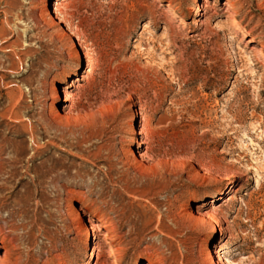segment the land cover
<instances>
[{
  "label": "rangeland",
  "instance_id": "rangeland-1",
  "mask_svg": "<svg viewBox=\"0 0 264 264\" xmlns=\"http://www.w3.org/2000/svg\"><path fill=\"white\" fill-rule=\"evenodd\" d=\"M52 1L0 0V264H264V0Z\"/></svg>",
  "mask_w": 264,
  "mask_h": 264
},
{
  "label": "bare ground",
  "instance_id": "bare-ground-1",
  "mask_svg": "<svg viewBox=\"0 0 264 264\" xmlns=\"http://www.w3.org/2000/svg\"><path fill=\"white\" fill-rule=\"evenodd\" d=\"M204 1H206V0H204ZM52 3H54L55 5H57V0H53L52 1ZM45 7L46 8H48L49 7V2L47 1L46 3H45ZM48 10V9H47ZM225 11H227V12H229L230 14H232V12H231V10L229 9V7L227 6V8L225 9ZM224 11V12H225ZM231 17H233V15L231 16ZM59 21V20H58ZM69 45V44H68ZM77 80V79H76ZM60 84L62 85L60 88H59V91H61V93H62V95H61V97L59 98L58 97V99H57V102L62 106V105H67V99H69V96H68V93H67V91H66V88H65V86H63L64 85V81H60ZM70 86H75V84H74V82L72 81V80H70ZM138 113V112H137ZM140 119V118H139ZM137 131L139 132V133H142L143 134V132H142V126H140L138 129H137ZM137 132V133H138ZM141 134V135H142ZM32 140H33V144L36 146V138L34 137V136H32ZM133 143H135L134 144V146L138 149V153L139 154H137V153H135V150H133V149H131L130 150V154H132L133 155V157L137 160H139L140 159V161L144 158V156L145 155H147L148 153H149V147H148V145H147V141H146V138L145 137H134L133 138ZM141 150H143L142 152H140ZM125 155H126V159L127 160H132V158L130 157V155H128V151H126V153H125ZM145 170H147L149 173H154L153 171H155V169L153 168V167H146L145 166V168H144ZM156 172V171H155ZM151 173V174H152ZM155 174V173H154ZM91 230L93 231V232H97V231H100L101 230V227L99 226V224H91ZM103 232V231H102ZM95 234V233H94ZM106 234V233H105ZM109 234V233H108ZM103 235H104V233H103ZM86 237H87V235H85ZM93 237V236H92ZM106 238V237H105ZM111 240H113V239H111ZM108 243H109V241H108ZM100 247V246H99ZM99 250V249H98ZM97 253V252H96ZM101 253V252H100ZM97 254H99V253H97ZM98 257V256H97ZM218 258V257H217ZM99 259V258H98ZM105 261V260H104ZM97 262V261H96ZM99 262V261H98ZM100 263V262H99Z\"/></svg>",
  "mask_w": 264,
  "mask_h": 264
}]
</instances>
